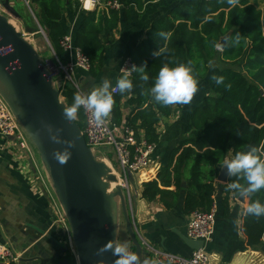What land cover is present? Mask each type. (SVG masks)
<instances>
[{"label":"trees","instance_id":"obj_1","mask_svg":"<svg viewBox=\"0 0 264 264\" xmlns=\"http://www.w3.org/2000/svg\"><path fill=\"white\" fill-rule=\"evenodd\" d=\"M107 1L112 0H103L102 6L90 12H80L77 0H29V3L50 46L63 62L66 61L61 58L60 41L67 32L62 22L63 15L66 11L73 16L78 15L73 41L90 61L88 74L95 76L103 65L105 39H112L121 18L124 23L131 21V2L138 9L143 5V0H117L121 6L115 9L107 7ZM18 13L24 27L35 28L38 32L33 17L21 10ZM160 31L170 33V38L164 40L159 37L157 33ZM228 33L231 37L239 33V44L227 45L223 51L217 50L213 42H219ZM159 48H164L165 52L159 57L153 56L152 53ZM129 57L136 66L146 64L149 81L145 84L139 73L132 72L129 78L134 88L130 93L113 94L115 104L109 120L112 125H122L121 101L127 99L132 111L126 126L133 131L136 140L143 136L146 142L154 144L160 138L157 124L161 118L171 115L172 107L161 106L150 96L141 95L142 87L153 86L154 78L165 63L174 67L178 63L192 61L197 79L206 77L211 63L217 60L224 63L216 74L224 77V82L217 85L211 80L210 93L192 112L191 127L197 134L178 142L157 178L143 184L142 193L148 201L160 198L171 206L177 193L167 188L173 181L178 183L184 174L187 185L184 212L209 211L213 204L214 179L227 153L231 152L233 157L237 151L246 150V145L264 143V9L257 8L249 0H240L235 7L230 6L227 0H186L174 5L168 15L153 20ZM75 93L76 89L70 83L62 87L60 94L65 106L71 105ZM76 123L83 130L85 118L82 109ZM101 154L95 155L106 157L103 152ZM231 179L235 178L228 177L227 183ZM227 183L224 186L225 203L230 195L238 197L226 190ZM167 195L172 198V203L165 200ZM257 199L264 203V190L248 198L249 203ZM241 226L247 246L253 248L261 243L264 217L245 216L243 211ZM130 247L132 251L135 249L133 243ZM73 257L68 264H75Z\"/></svg>","mask_w":264,"mask_h":264},{"label":"crops","instance_id":"obj_2","mask_svg":"<svg viewBox=\"0 0 264 264\" xmlns=\"http://www.w3.org/2000/svg\"><path fill=\"white\" fill-rule=\"evenodd\" d=\"M184 1L186 0H143L141 9L131 2L129 6L131 21L124 23L121 18L117 29L113 32L112 39H105L104 60L98 74L90 76L88 72L79 68L74 71V77L81 90L88 92L93 86H99L105 78H108L114 87L120 74L121 62L129 56V53L144 37L151 22L168 15L174 5ZM9 2L15 8L14 2L12 0ZM249 2L261 10L264 9V0H249ZM15 10L18 12L16 8ZM1 13L10 16L3 6ZM78 20V15L73 16L69 11L64 12L62 22L65 30L71 32L72 36ZM48 56L50 53L46 57ZM61 58L68 61L71 55L63 51ZM217 62L220 61L217 60ZM220 63L224 66V63ZM213 64L209 65L206 77L203 79L204 86L201 87L198 84L199 91L191 104L171 106V115L160 119L157 124L160 138L150 156L149 164L140 171L131 173L132 212L127 202L126 207L131 215L132 229L141 243L138 253L141 261L152 260L151 255L144 250L142 242L183 256H190L192 252V249L179 236L180 234L186 236L190 220V213L186 214L183 209L187 187L185 175L181 174L179 182L173 181L167 188L177 193L175 203L171 206L166 205L160 198L153 201L146 200L142 196L143 184L157 178L158 173L168 161L170 151L179 141L197 134L191 127V115L196 106L201 104L205 95L210 93L211 77L220 71L221 67L215 68ZM9 102L13 106L11 100ZM13 108L15 110L14 106ZM121 110L122 125H114L118 136L122 135L123 127L127 125L128 116L132 111V106L128 104L127 99L121 101ZM17 122L29 151L21 150L14 138L0 135V239L8 243L19 254V264H68L73 255L65 246V236L61 226L52 222L53 212L50 198L38 185L34 173L40 166L45 173V176L42 175L46 184L49 186L47 167L42 153L32 133L18 120ZM104 149L96 150L101 154ZM34 153L37 155L39 166L34 159ZM113 158L117 163L115 155ZM226 158H232L231 152L227 153ZM112 168L116 172L119 171V166L118 170L113 165ZM216 178L212 195L215 211L213 234L203 246L208 255V264H264V238L259 245L251 248L247 246L242 231L241 217L249 204L248 198L230 195L225 203L224 186L227 181L220 182ZM165 200L169 203L173 201L168 195ZM59 207L62 210L61 204ZM127 241L131 245L130 237ZM133 252L136 253L135 250ZM75 264H77L76 260Z\"/></svg>","mask_w":264,"mask_h":264},{"label":"water","instance_id":"obj_3","mask_svg":"<svg viewBox=\"0 0 264 264\" xmlns=\"http://www.w3.org/2000/svg\"><path fill=\"white\" fill-rule=\"evenodd\" d=\"M4 9L13 17L19 13L9 0H0ZM38 27V26H37ZM27 33L35 28L25 27ZM37 33H40L38 30ZM48 46L44 32L40 33ZM230 33L225 36H229ZM223 36L219 42L224 43ZM0 94L11 105L17 120L29 130L36 140L49 170L52 187L66 217L78 264H114L111 251L97 255V250L108 241H116L111 204L118 198L124 212L129 237L138 254L141 243L132 229L122 190L111 189L115 180L110 167L87 146L76 120L68 123L63 115L64 101L55 88L52 77L36 49L11 25L0 12ZM13 103L15 110L9 100ZM49 126L52 132H49ZM62 141H73L70 158L59 163L54 151H63L66 144L54 143L50 135L57 134ZM226 167H220L217 180L227 181ZM105 176V178H104ZM131 173L129 182L131 183ZM109 188V189H108ZM135 200V196H133ZM182 241L192 250L203 247V241L183 234ZM145 250V248H144Z\"/></svg>","mask_w":264,"mask_h":264},{"label":"built area","instance_id":"obj_4","mask_svg":"<svg viewBox=\"0 0 264 264\" xmlns=\"http://www.w3.org/2000/svg\"><path fill=\"white\" fill-rule=\"evenodd\" d=\"M25 6H27L29 12L34 18L38 30L44 32L40 25L38 24L32 8L30 6L29 0H23ZM79 4V11L90 12L97 7L102 6L103 0H77ZM109 8H120V3L117 0L107 1L106 4ZM2 10V5L0 3V12ZM25 33H22L24 36ZM60 46L63 51L68 52L71 58L63 62L54 52L51 46L48 48L51 51V55L43 58V63L45 64L47 70L49 71L53 84L61 93L62 87L66 83L72 84V86L77 91H82L78 82L74 77V71L79 68L85 72H88L91 64L86 55L82 52L81 48L76 46L73 41V36L71 32H66L60 41ZM135 63L129 56H126L120 64V73L123 70L130 69ZM127 68V69H125ZM115 87V86H114ZM118 91L114 92L116 94ZM61 95V94H60ZM85 126L81 130L82 135L85 138L87 146L95 153V148L100 146H111L114 150V155L117 160L119 171L116 172L108 158L100 157L108 167H110L111 172L115 176V181L111 183V189L115 190L119 187L127 199L128 206L132 212L131 205V191L129 174L136 173L141 169L145 168L149 164L150 156L155 148L154 143H148L142 136L139 140H136L134 133L127 126L123 127V132L121 136L116 134V128L107 119L102 126H95L91 121L88 114L82 109ZM0 135L6 138H14L18 143L21 150L26 152L29 151L27 142L25 141L22 132L20 131L17 118L11 110L10 106L0 94ZM38 185L46 192L50 198L51 208L53 212V224L61 226L62 232L65 236L64 243L65 246L71 251L77 262L76 249L73 244L70 230L68 228L66 217L58 207L55 201L51 199V195L46 184V180L40 174L39 170L36 168L34 171ZM215 211L212 207L209 211L194 210L190 213V220L187 226L186 236L191 239H198L203 241V246L207 243L213 234L214 228ZM145 250L151 255V259L157 261L158 264H208V255L204 250V247L196 250H192L190 256H183L176 253L166 251L165 249L154 247L153 245L142 242ZM19 254L16 253L8 243L0 239V264H19ZM78 264V263H77Z\"/></svg>","mask_w":264,"mask_h":264},{"label":"clouds","instance_id":"obj_5","mask_svg":"<svg viewBox=\"0 0 264 264\" xmlns=\"http://www.w3.org/2000/svg\"><path fill=\"white\" fill-rule=\"evenodd\" d=\"M240 0H227V3L235 7ZM164 40L170 38V33L160 31L157 33ZM241 36L239 33L235 37L225 36L222 42H213L214 47L223 51L225 46L239 44ZM165 52L164 48H159L152 53L159 57ZM146 64L142 66L133 65L130 69L123 70V74L117 79L115 87L112 82L105 78L99 86H93L88 92L77 91L73 96V102L63 108L62 115L64 119L71 123L75 121L81 109L91 118L95 126H102L110 118L115 100L113 93L118 91L121 95L130 93L133 88V82L129 78L132 72L140 74V79L147 84L149 76L145 69ZM211 79L220 85L224 82V77L213 75ZM199 81L196 78L192 61L187 63H178L170 67L165 63L154 78V84L150 88L142 87L141 95L150 96L161 106L168 107L174 105H189L199 91ZM230 88L231 85H226ZM49 132H52L49 126ZM57 134L50 135L54 143H63L67 147L63 151H54L53 157L61 164L67 162L71 156L69 149L74 147L73 141H62L59 138V129ZM246 150L237 151L232 158H224L221 166L226 167L227 176L231 179L227 183L226 190L234 192L238 197L249 198L256 193L264 190V143L259 146L246 145ZM245 216H254L256 218L264 217V203L259 199L251 202L244 210ZM111 251L116 257L114 264H158L157 261L144 259L141 261L139 255L129 250L128 243L118 241H108L97 250V255ZM100 264H103L101 261Z\"/></svg>","mask_w":264,"mask_h":264},{"label":"rangeland","instance_id":"obj_6","mask_svg":"<svg viewBox=\"0 0 264 264\" xmlns=\"http://www.w3.org/2000/svg\"><path fill=\"white\" fill-rule=\"evenodd\" d=\"M12 1L14 2L15 8L18 11L21 10L25 15H30L32 17V15L29 12L27 6H25L23 0H12ZM7 19L15 27L16 30H18V31H20L22 33H25L24 37L27 39V41L29 43L32 44V46L36 49V51L38 52V54L40 55L41 58L42 57L45 58L47 56V54L49 55V53L51 55V51L48 48V44H47V42L45 41V39L43 38V36L40 33H37V32H35L33 34L32 33H30V34L27 33L25 31V29H24V24L19 20V18L17 19L15 17L11 16V15L10 16L7 15ZM32 19L34 20V18H32ZM34 22H35V20H34ZM213 66L215 68L222 67L220 62H215L213 64ZM198 81H199V86L203 87L204 86L203 78L202 79H198ZM60 99H61V101L63 100L61 95H60ZM98 148H105L104 151H102V152L106 155V157L108 158V161L110 162V164L112 163L114 168L118 170V165H117V163L115 162V160H114V158L112 156L113 154H115L114 150L110 146H104V147L100 146V147L95 148V154L98 153L97 150H96ZM34 159L36 161V164H38V166H39L36 153H34ZM38 169H40L39 171H40L41 175L45 174L40 166L38 167ZM46 172H47V179H48V183H49L48 184L49 185L48 186V190H49V193L51 195V199L53 201H55L56 204L59 207V204H58L59 200H58V197H57V195H56V193H55V191H54V189L52 187V183H51V179H50V175H49V170H47ZM104 178H105V176H104ZM126 202H127V200L125 199V203ZM111 213L113 215V226H114V229H115V232H116V241H118V242H125L126 241L128 243L127 240L129 239V234H128L127 227H126L125 216H124V212L122 210L121 202L120 201L117 202V198H115V202H113L111 204ZM127 215H128L129 220H130L131 219L130 218L131 215L129 213H127ZM128 246H129V250L132 251V249L130 247L131 246L130 243H128Z\"/></svg>","mask_w":264,"mask_h":264},{"label":"bare ground","instance_id":"obj_7","mask_svg":"<svg viewBox=\"0 0 264 264\" xmlns=\"http://www.w3.org/2000/svg\"><path fill=\"white\" fill-rule=\"evenodd\" d=\"M12 25V24H11ZM13 26V25H12Z\"/></svg>","mask_w":264,"mask_h":264}]
</instances>
